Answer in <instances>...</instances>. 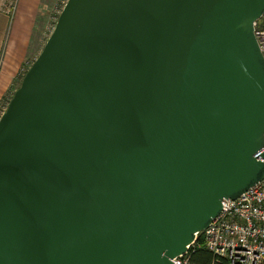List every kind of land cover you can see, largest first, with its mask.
<instances>
[{"label":"water","instance_id":"95a60500","mask_svg":"<svg viewBox=\"0 0 264 264\" xmlns=\"http://www.w3.org/2000/svg\"><path fill=\"white\" fill-rule=\"evenodd\" d=\"M264 0H66L0 116V264H172L264 174Z\"/></svg>","mask_w":264,"mask_h":264},{"label":"built area","instance_id":"2783aa9c","mask_svg":"<svg viewBox=\"0 0 264 264\" xmlns=\"http://www.w3.org/2000/svg\"><path fill=\"white\" fill-rule=\"evenodd\" d=\"M262 16L254 21L253 33L264 58ZM263 152L264 146L255 156L263 160L259 156ZM187 246L184 253L171 258L172 264H196L190 260V252L196 248H204L213 254L210 264L220 260L226 264H264V174L237 197L223 198L218 215L197 232Z\"/></svg>","mask_w":264,"mask_h":264},{"label":"crops","instance_id":"0c3cea01","mask_svg":"<svg viewBox=\"0 0 264 264\" xmlns=\"http://www.w3.org/2000/svg\"><path fill=\"white\" fill-rule=\"evenodd\" d=\"M47 1L0 0V99L17 76L24 58L29 57L31 47L39 44L35 36L37 20L46 11Z\"/></svg>","mask_w":264,"mask_h":264},{"label":"rangeland","instance_id":"374dc122","mask_svg":"<svg viewBox=\"0 0 264 264\" xmlns=\"http://www.w3.org/2000/svg\"><path fill=\"white\" fill-rule=\"evenodd\" d=\"M65 2L66 0H48L46 2L47 5L44 9L46 11L43 13V15L39 14V18L37 20V29L35 31V36L39 38V44L37 47L35 45L31 47V50L29 51L31 53L27 55L29 57L24 58L17 76L12 78L11 85L9 86L7 92L0 99V112L7 105V102L12 96L14 90L18 87L23 74L42 49ZM262 21H264V13L262 16Z\"/></svg>","mask_w":264,"mask_h":264},{"label":"trees","instance_id":"16d2710c","mask_svg":"<svg viewBox=\"0 0 264 264\" xmlns=\"http://www.w3.org/2000/svg\"><path fill=\"white\" fill-rule=\"evenodd\" d=\"M190 260L196 264H210L213 260V254L204 248H196L190 252ZM215 264H226V262L220 260Z\"/></svg>","mask_w":264,"mask_h":264}]
</instances>
